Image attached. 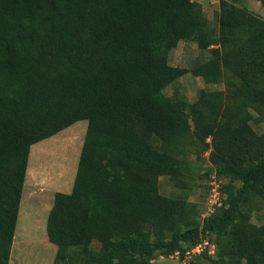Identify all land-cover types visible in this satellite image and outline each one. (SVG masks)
Here are the masks:
<instances>
[{
	"label": "trees",
	"instance_id": "trees-1",
	"mask_svg": "<svg viewBox=\"0 0 264 264\" xmlns=\"http://www.w3.org/2000/svg\"><path fill=\"white\" fill-rule=\"evenodd\" d=\"M216 19L194 0H0V264L31 146L81 119L71 190L54 193L46 219L53 264H153L205 239L213 255L183 264H264V219L251 220L264 205V16L219 0ZM181 40L209 57L171 65ZM187 73L222 82V96L164 94ZM181 138L210 149L206 173L224 180L201 220L195 202L158 190L159 176L187 186Z\"/></svg>",
	"mask_w": 264,
	"mask_h": 264
},
{
	"label": "rangeland",
	"instance_id": "rangeland-1",
	"mask_svg": "<svg viewBox=\"0 0 264 264\" xmlns=\"http://www.w3.org/2000/svg\"><path fill=\"white\" fill-rule=\"evenodd\" d=\"M194 1L202 5L207 18L216 25L219 0ZM237 4L246 6L257 15H264V7L260 8L256 0H237ZM208 57V50L198 48L197 44L191 40H181L170 51L169 63L173 66L192 67ZM200 89L213 91L222 96L224 86L222 82L206 83L201 77L187 73L169 84L163 92L167 96H172L177 90L183 99L192 102L196 99ZM190 122L192 123V120ZM86 126V120H78L53 136L31 146L28 157V175H26L23 187L10 264H53L56 246L46 236L47 214L52 205L54 193L71 190ZM254 127L258 132L264 130V125ZM177 144L183 150L181 157L190 161V174L185 178L187 186L179 188L169 176H159L158 190L167 197L195 202L198 212L197 219L201 220L210 207V194L213 200L217 198V191L214 193L211 189L215 185L219 187L224 180L217 178L213 172L206 173L210 166L208 157L210 149L199 151V148L190 146L186 138H181ZM263 219L264 205L259 204L252 211L251 220L260 225ZM208 250L209 248L207 252ZM200 261L207 264L204 259ZM153 264L183 263L160 256L153 259Z\"/></svg>",
	"mask_w": 264,
	"mask_h": 264
},
{
	"label": "built area",
	"instance_id": "built-area-1",
	"mask_svg": "<svg viewBox=\"0 0 264 264\" xmlns=\"http://www.w3.org/2000/svg\"><path fill=\"white\" fill-rule=\"evenodd\" d=\"M211 191L214 193L217 191V198L215 200L212 199V195L210 200V207L208 208V211H206L205 215L211 213L214 211L215 209V205H220V200H219V190H218V185H215ZM203 215V216H205ZM208 253H212L214 252V246L212 243H210L207 239L203 240L202 242L196 244L195 246H193L192 248L185 250L183 254H181V251H175L172 254H170L168 257L172 260L184 263L185 261H187L188 259H190L193 255L199 254L203 251H207ZM211 248V249H210Z\"/></svg>",
	"mask_w": 264,
	"mask_h": 264
},
{
	"label": "crops",
	"instance_id": "crops-1",
	"mask_svg": "<svg viewBox=\"0 0 264 264\" xmlns=\"http://www.w3.org/2000/svg\"><path fill=\"white\" fill-rule=\"evenodd\" d=\"M258 3H259V7L261 8V5H260V2H259V0H256ZM264 16V15H263ZM27 168H28V166H27ZM26 175H28V169L26 170ZM27 177V176H26ZM26 177H25V180H26ZM24 184H25V182H24ZM23 192V191H22ZM21 199H22V197H21ZM21 203V202H20ZM52 206V205H51ZM51 208V207H50ZM50 210V209H49ZM49 212V211H48ZM48 215V214H47ZM14 241V240H13ZM13 244V243H12ZM12 250V249H11ZM11 256H12V253L10 254V260H9V264H10V261H11Z\"/></svg>",
	"mask_w": 264,
	"mask_h": 264
}]
</instances>
